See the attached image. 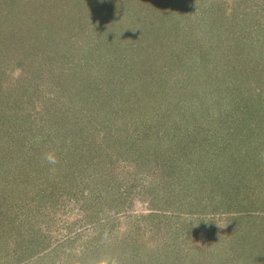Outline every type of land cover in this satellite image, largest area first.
I'll return each mask as SVG.
<instances>
[{"label": "rangeland", "instance_id": "374dc122", "mask_svg": "<svg viewBox=\"0 0 264 264\" xmlns=\"http://www.w3.org/2000/svg\"><path fill=\"white\" fill-rule=\"evenodd\" d=\"M104 260L264 264V0H0V264Z\"/></svg>", "mask_w": 264, "mask_h": 264}, {"label": "clouds", "instance_id": "9594fccd", "mask_svg": "<svg viewBox=\"0 0 264 264\" xmlns=\"http://www.w3.org/2000/svg\"><path fill=\"white\" fill-rule=\"evenodd\" d=\"M48 159H49V162H51V163H55V159H54V157L49 156ZM219 226H220V225H219ZM100 264H108V261H106V260L101 261ZM113 264H115V262H113Z\"/></svg>", "mask_w": 264, "mask_h": 264}]
</instances>
